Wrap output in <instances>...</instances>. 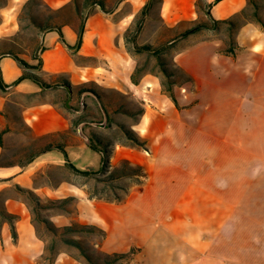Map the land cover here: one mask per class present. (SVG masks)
I'll return each mask as SVG.
<instances>
[{
    "label": "crops",
    "instance_id": "obj_1",
    "mask_svg": "<svg viewBox=\"0 0 264 264\" xmlns=\"http://www.w3.org/2000/svg\"><path fill=\"white\" fill-rule=\"evenodd\" d=\"M40 1L51 11H71L60 23L64 42L56 31L41 34L37 56L46 82L59 85L61 77L73 93L90 83L103 92L132 93L142 102L131 130L144 147L116 145L110 157L143 169L147 178L141 190L133 186L120 202L98 200L86 207V222L104 232L103 251L136 249L124 264H264V26L241 16L251 7L249 0H162L158 17L169 30L206 20L208 6L213 20L237 24L226 52L225 40L214 30L187 36L174 52L173 65L186 77L174 86L187 91L173 90L176 105L157 77L146 73L131 81L135 67L129 65L121 25L125 16L113 21L119 8L86 18L76 48L80 23L74 0ZM147 1L121 0L119 6L129 4L127 15H134ZM21 75L15 60L0 56L5 86L0 89V158L12 141L24 142V133L39 140L71 126L58 103L67 96L64 86L42 89L29 79L15 83ZM86 142L82 135L68 141V159L78 170L97 171L101 155ZM64 163L59 151L34 156L28 151L19 161L0 164V190L10 183L43 189L33 186L31 176ZM28 236L36 240L34 233ZM4 258L7 264H36L35 257ZM53 264L80 263L56 257Z\"/></svg>",
    "mask_w": 264,
    "mask_h": 264
},
{
    "label": "rangeland",
    "instance_id": "obj_2",
    "mask_svg": "<svg viewBox=\"0 0 264 264\" xmlns=\"http://www.w3.org/2000/svg\"><path fill=\"white\" fill-rule=\"evenodd\" d=\"M104 5V12L99 5L86 3L79 0L81 16H77L79 23L81 20L88 18L93 12L100 10L107 14L119 8L113 17L114 22L122 18L121 25L125 28L128 37H133L135 45H149L152 49H158L164 67L171 73L170 81L174 83L185 82L186 77L179 69L173 65L174 52L187 42L184 39L175 43L171 39L183 31L184 27L177 30H169L158 17V6L151 8L145 16H139L140 10L134 15L129 14L131 8L129 4L119 6L121 0H101ZM257 5V16L264 17V0H254ZM27 3V4H26ZM26 4V7L23 6ZM245 19L256 20L253 15V9L250 7L245 15ZM65 21L64 13L57 14L47 9L40 0H0V54L9 51L16 57L23 60H32L34 53H38L40 48V37L43 33L41 28L48 23H61ZM14 27V30H11ZM10 32L9 35L5 33ZM124 32V40H125ZM217 33L220 38L225 40V49L231 47L227 37V30L220 26ZM126 45V44H125ZM127 48V46H126ZM128 52V51H127ZM129 55V65L138 69L135 75L137 81L143 74L149 73L160 80L161 89L164 94L162 84L167 80L160 72L157 59L149 51H139ZM78 64L85 63L82 59H76ZM94 64V61H91ZM37 61L34 59L33 64ZM134 69V70H135ZM183 87L173 85L172 90L184 95ZM79 89V91H78ZM71 91V89H70ZM94 91L99 95L98 102L92 97ZM67 96L58 99L59 108L68 116L70 129L64 134L42 138L39 140L32 139L24 133V142L10 143L0 158V164H10L19 161L20 157L31 151L39 149L46 143L59 142L67 145L68 141L77 140L78 136L91 137L96 136L102 143L111 144V150L119 143H126L121 133L120 126L131 129L137 122L142 109V102L132 93L127 95L114 94L113 92H103L94 84H86L83 87L75 88L71 91V100L68 107H65ZM99 103V104H98ZM14 118L18 117V110L12 109ZM81 118L79 125L75 120ZM102 125V126H101ZM30 137V138H29ZM87 144V142H86ZM69 160V159H68ZM69 162L73 165L72 161ZM128 173L125 170L122 161L108 159V167L102 174L96 175V178H85L75 175L68 168L47 165L45 168L34 173L31 178L33 186L43 189H30L25 186L9 184V186L0 190V264H7L4 257H35L36 264H50L47 258H40L41 255L48 254L45 247L53 245L54 260L56 257H70L80 264H88L80 250L63 241V238L78 241L84 251L91 255L97 262H102L103 238L98 233L82 232L71 233L64 236L53 235L48 229V222L51 223L59 233L65 226L75 224H88V215L86 207L91 203L98 202V199H89L88 193L105 195L107 197L116 195L123 196V189H129L135 186L134 190H141L142 184L136 177H122V174ZM120 176V179L110 182H103L109 175ZM111 186L114 190H111ZM47 187L48 189H44ZM23 190L32 193L27 194ZM113 191V192H112ZM129 192V191H128ZM39 199V204L35 201L34 196ZM69 199L62 204L63 199ZM103 201V200H102ZM100 202V201H99ZM60 203V204H59ZM90 203V204H89ZM7 213L11 218H5L1 213ZM10 221L14 224L16 236L13 237L10 232ZM94 226V225H93ZM34 233L28 236V233ZM136 253V252H135ZM124 264V263H121Z\"/></svg>",
    "mask_w": 264,
    "mask_h": 264
},
{
    "label": "trees",
    "instance_id": "obj_3",
    "mask_svg": "<svg viewBox=\"0 0 264 264\" xmlns=\"http://www.w3.org/2000/svg\"><path fill=\"white\" fill-rule=\"evenodd\" d=\"M84 1L86 3L99 5L101 11L104 12V5H103V2L101 0H84ZM216 1H218V0H216ZM73 3L75 5V7H74L75 15L78 17L81 16L82 12L80 10L79 0H74ZM161 3H162V0H148L144 4V6L141 8L139 16L140 17L145 16L146 13L151 8H153L154 6L159 7L161 5ZM26 4L23 6V8L26 7ZM249 5L253 9V15L256 18L255 21H257L258 23H260L261 25L264 26V21L257 16V5H256L255 1L249 0ZM208 8H209V6H208ZM208 8H206L204 10L205 15L207 16L206 20L195 22L194 24L191 25V27L186 28L183 31H181L180 33H178L177 35H175L171 39V42L175 43L176 41L184 39L187 36L194 34L200 30L218 31L221 24L225 23L228 25V27L226 29L227 30V37H228V40L232 46L233 45V34L237 28V24L234 23L233 21H230V20L224 21V22H218V21L213 20L209 15ZM54 12H56L57 14L64 13L65 18L71 16V11H54ZM245 15H246V12L243 11V13H241V16L243 18H245ZM83 26H84V19L81 20V23H80L78 30H77L78 40H77L76 48H78L81 44ZM49 30L56 31L60 35L61 41L64 42L63 37H62V33H61V29H60V23H55V24L54 23H48L41 28L42 32L49 31ZM127 32L128 31L125 32V44L127 46V51L130 54L135 53V52H139V51H149L153 54V56L156 57L158 66L160 68V72L162 73V75L167 80L166 83L162 84L163 90L167 94V96L173 101V103H175V105H176V101H175V98L173 95V90H172L174 82L170 81L171 73H169V71L166 69V67H164L165 65L161 59V55H160L159 50L158 49H152L151 46H149V45H144V46L135 45L134 38L128 37ZM39 43H40V41H39ZM39 49L41 50V46ZM228 49L226 51H228ZM0 56H6V57L12 58L13 60L16 61L18 66L21 68L22 75H21V77H19V79L15 83H17L18 81L23 80V79H29L32 82H34L35 84H37L39 87H41L42 89H54L59 85L69 87L68 82L65 81L64 79H62L61 77H57L59 80V83H60L59 85H57V84H51V83L46 82L40 76V72L42 69V60L40 57L37 56L36 53H34L31 57L32 60L36 59V61H37L36 64H30L27 61L16 57L12 52H9V51H5V52L1 53ZM137 73H138V69H135L133 72V75L131 77V81L133 83L137 82V78H135V75ZM4 88H5V86L3 85L2 81L0 80V89H4ZM90 92L92 93L91 94L92 97L98 102L99 95L97 93H95L94 91H90ZM142 112H143V110L141 111L140 114H142ZM81 122H82L81 118L75 120L76 125H79ZM120 129H121V133L123 135V138L126 141V143H119L120 145L129 146V147H137V148H143L144 147L143 143L138 139L136 134L131 129L125 128L122 125L120 126ZM87 145L89 146V148H91L92 150H94L96 152H99L101 155V167L97 171H81V170L76 169L69 162L68 156H67V153L65 150L66 145L63 143H59V142L46 143L43 147H41L39 149H35V148L32 149L30 151V154H31V156H34V155H38V154L48 152V151H52V150L59 151L64 157L65 167L68 168L75 175H79V176H82L85 178H96V175L104 173L108 167V159L111 157V154H112L111 144L102 143V141L100 139H98L96 136L91 135V137H87ZM122 164L124 165L125 170L128 171V173L122 174V177H125V176L136 177L139 180L140 184H142L143 181L147 178V174L143 171V169L140 166H133L126 160H123ZM120 176H115V175L110 174L109 177L107 179H105L103 182L106 183L109 181L111 184L114 180L120 179L121 178ZM110 188H111V190H114L113 186H111ZM23 191L27 194L32 195V193L28 190H23ZM128 191H129V189H127V188L123 189V196H119V195H116L115 193H112L113 196H111V197H107V196L101 195V194H96L95 192H91V193L89 192L88 197H89V199H98V200H103V201H107V202H120L128 194ZM34 198H35V201L39 204V199L35 196H34ZM68 201H69V199L66 198V199H63L61 201V203L65 204ZM1 214L5 218H11V216L8 215L7 213L3 212ZM47 225H48V229L55 236L56 235L64 236V235L71 234V233L94 232V233L100 234V236L102 238H104V232L102 230H100L99 228H97L96 226H93V225L75 224L73 226H65L62 228L61 233H59L57 231V229L51 223L48 222ZM10 232H11V235L13 237L16 236L15 227L11 221H10ZM63 241L67 244H72V245L76 246L80 250L81 254L85 257L88 264H121V263H126L133 257V255L136 252V249H131L130 251L125 252V253H111V254L103 253L104 258H103L102 262H97L91 255L87 254L84 251V249L82 248L81 244L78 241L70 240L67 238H63ZM53 250H54L53 245L46 246L45 251H46V253H48V254H46L47 257H45V255H41L40 258H47V260H49V263L53 264V262H54V251Z\"/></svg>",
    "mask_w": 264,
    "mask_h": 264
},
{
    "label": "water",
    "instance_id": "obj_4",
    "mask_svg": "<svg viewBox=\"0 0 264 264\" xmlns=\"http://www.w3.org/2000/svg\"><path fill=\"white\" fill-rule=\"evenodd\" d=\"M64 89H65L66 94H67V99L65 101V107H68V102L71 100V91H70V88L66 87V86H64Z\"/></svg>",
    "mask_w": 264,
    "mask_h": 264
}]
</instances>
